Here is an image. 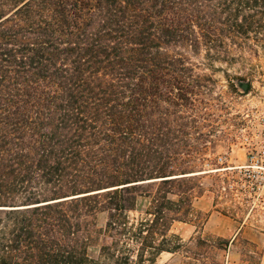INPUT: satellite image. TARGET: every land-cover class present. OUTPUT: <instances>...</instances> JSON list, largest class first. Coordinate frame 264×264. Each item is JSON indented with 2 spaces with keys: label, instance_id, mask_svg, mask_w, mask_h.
<instances>
[{
  "label": "trees",
  "instance_id": "16d2710c",
  "mask_svg": "<svg viewBox=\"0 0 264 264\" xmlns=\"http://www.w3.org/2000/svg\"><path fill=\"white\" fill-rule=\"evenodd\" d=\"M257 44L264 0H0V264L187 253L214 133L195 70Z\"/></svg>",
  "mask_w": 264,
  "mask_h": 264
},
{
  "label": "rangeland",
  "instance_id": "374dc122",
  "mask_svg": "<svg viewBox=\"0 0 264 264\" xmlns=\"http://www.w3.org/2000/svg\"><path fill=\"white\" fill-rule=\"evenodd\" d=\"M231 53L236 58L232 63L215 62L195 70L205 76L208 87L205 95L195 97L205 103L200 108L206 119L203 132H214L203 166L191 170L193 174L207 172L196 175L202 177L204 192L193 204L196 218L173 227L187 253H164L155 264H264V174L242 168L250 164L243 142L250 140L253 128L264 117V46ZM204 56L201 51L192 61L205 63ZM190 130L195 139L196 128ZM139 204L142 209L144 202ZM104 222L101 215L98 226ZM198 239L220 243V247H224L222 241L229 244L226 250L198 247ZM97 254V247L89 249L92 258Z\"/></svg>",
  "mask_w": 264,
  "mask_h": 264
},
{
  "label": "built area",
  "instance_id": "2783aa9c",
  "mask_svg": "<svg viewBox=\"0 0 264 264\" xmlns=\"http://www.w3.org/2000/svg\"><path fill=\"white\" fill-rule=\"evenodd\" d=\"M262 120V123H258L253 128L250 140L245 138L243 142L248 151L247 156L250 164L242 168L264 174V117Z\"/></svg>",
  "mask_w": 264,
  "mask_h": 264
},
{
  "label": "water",
  "instance_id": "95a60500",
  "mask_svg": "<svg viewBox=\"0 0 264 264\" xmlns=\"http://www.w3.org/2000/svg\"><path fill=\"white\" fill-rule=\"evenodd\" d=\"M207 172H202V173H198V174H191L189 176H196V175H202V174H206Z\"/></svg>",
  "mask_w": 264,
  "mask_h": 264
},
{
  "label": "crops",
  "instance_id": "0c3cea01",
  "mask_svg": "<svg viewBox=\"0 0 264 264\" xmlns=\"http://www.w3.org/2000/svg\"><path fill=\"white\" fill-rule=\"evenodd\" d=\"M172 255V254H171Z\"/></svg>",
  "mask_w": 264,
  "mask_h": 264
}]
</instances>
